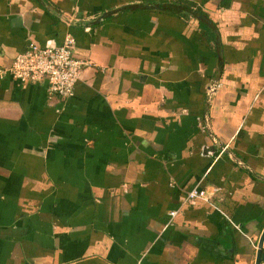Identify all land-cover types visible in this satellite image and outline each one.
<instances>
[{
  "label": "crops",
  "instance_id": "obj_1",
  "mask_svg": "<svg viewBox=\"0 0 264 264\" xmlns=\"http://www.w3.org/2000/svg\"><path fill=\"white\" fill-rule=\"evenodd\" d=\"M68 34L73 96L0 78V264H256L264 0H0V69Z\"/></svg>",
  "mask_w": 264,
  "mask_h": 264
},
{
  "label": "built area",
  "instance_id": "obj_2",
  "mask_svg": "<svg viewBox=\"0 0 264 264\" xmlns=\"http://www.w3.org/2000/svg\"><path fill=\"white\" fill-rule=\"evenodd\" d=\"M76 40L68 34L59 47H42L34 40H29L27 50L18 55L12 66L0 69V78L10 75L21 84H47L49 98H69L74 95L76 85L82 80V73L86 62L75 56ZM217 85L209 88V95L215 93ZM205 129V127H203ZM227 147L222 149L218 156L223 155ZM204 155L215 156L212 151H204ZM219 187L196 186L186 193L184 204L195 205L198 201L211 202L221 193ZM177 211L170 213L175 218Z\"/></svg>",
  "mask_w": 264,
  "mask_h": 264
},
{
  "label": "water",
  "instance_id": "obj_3",
  "mask_svg": "<svg viewBox=\"0 0 264 264\" xmlns=\"http://www.w3.org/2000/svg\"><path fill=\"white\" fill-rule=\"evenodd\" d=\"M263 246H264V231L260 239L259 243V249L257 253V259H256V264H262L264 261V252H263Z\"/></svg>",
  "mask_w": 264,
  "mask_h": 264
}]
</instances>
